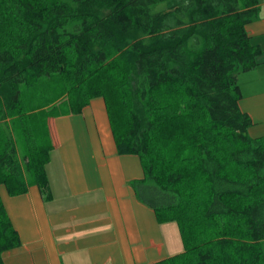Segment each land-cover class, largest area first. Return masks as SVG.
Returning <instances> with one entry per match:
<instances>
[{
	"label": "trees",
	"instance_id": "16d2710c",
	"mask_svg": "<svg viewBox=\"0 0 264 264\" xmlns=\"http://www.w3.org/2000/svg\"><path fill=\"white\" fill-rule=\"evenodd\" d=\"M259 2L0 0V186L48 190L31 93L58 81L68 112L104 100L118 153L140 157L138 198L179 226L184 250L151 264H264V136L238 82L263 53ZM20 244L0 194V264Z\"/></svg>",
	"mask_w": 264,
	"mask_h": 264
},
{
	"label": "crops",
	"instance_id": "0c3cea01",
	"mask_svg": "<svg viewBox=\"0 0 264 264\" xmlns=\"http://www.w3.org/2000/svg\"><path fill=\"white\" fill-rule=\"evenodd\" d=\"M246 30L263 53L241 72L240 107L264 136V0ZM49 149L48 190L35 181L26 192L0 194L21 240L3 253L6 264H151L183 251L175 222L159 223L137 196L144 177L140 157L119 154L103 99L80 113L61 112L44 125Z\"/></svg>",
	"mask_w": 264,
	"mask_h": 264
},
{
	"label": "rangeland",
	"instance_id": "374dc122",
	"mask_svg": "<svg viewBox=\"0 0 264 264\" xmlns=\"http://www.w3.org/2000/svg\"><path fill=\"white\" fill-rule=\"evenodd\" d=\"M58 81L54 80H46L44 83L38 86L31 94L33 102H41L44 104L43 108L39 109L40 114V126L42 129L40 144H44L47 147V142L45 139L44 125L45 122L49 121L55 115L61 112H68L69 104H68V94L64 92L60 94V88L58 86ZM52 101L50 102V100ZM102 99V98H100ZM48 149V148H47ZM49 150V149H48ZM177 224V223H176ZM178 230L179 226L177 225ZM180 234V230H179ZM181 238V235H180ZM182 242V239H181ZM183 245V242H182ZM184 250V245L183 248ZM181 253V252H180ZM179 254V253H177ZM176 255V254H175Z\"/></svg>",
	"mask_w": 264,
	"mask_h": 264
}]
</instances>
